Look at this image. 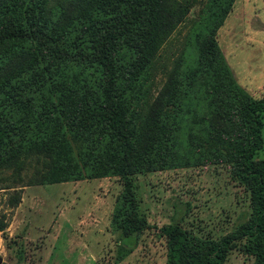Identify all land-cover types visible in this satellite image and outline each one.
<instances>
[{
	"label": "trees",
	"instance_id": "16d2710c",
	"mask_svg": "<svg viewBox=\"0 0 264 264\" xmlns=\"http://www.w3.org/2000/svg\"><path fill=\"white\" fill-rule=\"evenodd\" d=\"M197 1L0 0V169L41 158L64 180L118 178L110 226L119 259L131 251L122 240L146 227L136 175L228 162L248 193V219L217 240L160 227L164 264H223L235 245L264 264V159L253 158L264 96L235 83L214 40L233 0H203L162 87L148 91L159 50ZM193 80L198 91H186Z\"/></svg>",
	"mask_w": 264,
	"mask_h": 264
},
{
	"label": "rangeland",
	"instance_id": "374dc122",
	"mask_svg": "<svg viewBox=\"0 0 264 264\" xmlns=\"http://www.w3.org/2000/svg\"><path fill=\"white\" fill-rule=\"evenodd\" d=\"M203 3L195 2L159 50L147 80L151 94L162 87L193 24L199 25ZM214 40L235 83L249 98L263 97L264 0H233ZM187 54L190 59L191 48ZM196 86L193 80L186 91H198ZM261 121L263 146L254 160L264 159V112ZM179 154L188 155L185 149ZM134 186L146 227L134 241L122 240L131 251L117 259L118 237L110 223L122 191L118 178L64 180L54 168L43 167L41 158L27 159L19 169H0V264H164L160 227L179 223L195 237L217 240L250 214L248 193L224 161L136 175ZM251 263L235 245L223 264Z\"/></svg>",
	"mask_w": 264,
	"mask_h": 264
}]
</instances>
